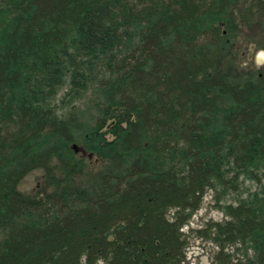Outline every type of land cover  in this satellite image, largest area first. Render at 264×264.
I'll return each instance as SVG.
<instances>
[{"label": "trees", "instance_id": "obj_1", "mask_svg": "<svg viewBox=\"0 0 264 264\" xmlns=\"http://www.w3.org/2000/svg\"><path fill=\"white\" fill-rule=\"evenodd\" d=\"M0 18V264H182L191 215L242 175L260 193L200 235L216 264H264V77L229 70L241 40L264 48V0H0Z\"/></svg>", "mask_w": 264, "mask_h": 264}, {"label": "rangeland", "instance_id": "obj_2", "mask_svg": "<svg viewBox=\"0 0 264 264\" xmlns=\"http://www.w3.org/2000/svg\"><path fill=\"white\" fill-rule=\"evenodd\" d=\"M4 22L0 18V30ZM237 55L234 63L230 65L229 70L232 73H240L244 71H257L264 77V62L259 64L257 57L260 52H264V48L259 45L248 43L246 40H241L236 47ZM68 90H64L60 95V105L72 106L74 104H80L81 99L76 96V90L67 94ZM89 98L90 94L86 95ZM86 99V98H85ZM234 105L230 98L218 108L216 116L214 117V127L216 131L226 130L227 116L233 111ZM126 123L121 124V126ZM109 128L106 132L109 139L118 137L120 129L115 127ZM118 135V136H116ZM78 153V157L83 155L82 152ZM260 177H264V171L259 168ZM40 174H35L26 179L21 189L26 192H37L43 187ZM261 185L257 181L247 176H241L239 178L238 187L224 189L222 186H217L215 189H211L207 192L203 204L199 210L194 212L188 223L183 228L184 233L188 239V247L186 249V258L182 264H216L215 255L219 251V247L209 239L200 235V231L207 228V225L215 222H222L227 219V216L222 209V206L229 204H238L242 200H254L256 195L260 193ZM260 198V197H259ZM174 213V211H173ZM100 264H105L101 262Z\"/></svg>", "mask_w": 264, "mask_h": 264}, {"label": "water", "instance_id": "obj_3", "mask_svg": "<svg viewBox=\"0 0 264 264\" xmlns=\"http://www.w3.org/2000/svg\"><path fill=\"white\" fill-rule=\"evenodd\" d=\"M263 53V52H262ZM264 54V53H263ZM257 62L259 63V64H262L263 62H264V59L260 56H258L257 57ZM73 148H74V150L76 151V152H82L83 153V155H88L90 158H92L93 157V155L92 154H88L82 147H79L78 145H74L73 146Z\"/></svg>", "mask_w": 264, "mask_h": 264}, {"label": "bare ground", "instance_id": "obj_4", "mask_svg": "<svg viewBox=\"0 0 264 264\" xmlns=\"http://www.w3.org/2000/svg\"><path fill=\"white\" fill-rule=\"evenodd\" d=\"M264 53V52H263ZM262 52H260V54L258 55L259 57L261 56L264 59V54Z\"/></svg>", "mask_w": 264, "mask_h": 264}]
</instances>
